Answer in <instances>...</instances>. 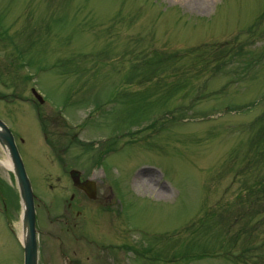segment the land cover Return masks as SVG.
Instances as JSON below:
<instances>
[{
    "label": "rangeland",
    "instance_id": "obj_1",
    "mask_svg": "<svg viewBox=\"0 0 264 264\" xmlns=\"http://www.w3.org/2000/svg\"><path fill=\"white\" fill-rule=\"evenodd\" d=\"M2 10L16 69L0 75L10 102H0V116L23 138L26 171L50 205L42 214L37 204L41 229H61L87 264H121L118 255L133 251L137 264H264V133L253 143L264 122V0H0ZM249 59L259 61L246 67ZM32 87L45 100L37 109ZM146 166L163 196L129 186ZM71 168L108 186L98 187L107 209L90 205L84 229V197L79 215L66 213L72 227L57 200L69 198ZM3 205L0 264H22L7 226L20 231L16 183L0 166ZM110 214L161 237L131 247L123 228L107 239Z\"/></svg>",
    "mask_w": 264,
    "mask_h": 264
},
{
    "label": "water",
    "instance_id": "obj_2",
    "mask_svg": "<svg viewBox=\"0 0 264 264\" xmlns=\"http://www.w3.org/2000/svg\"><path fill=\"white\" fill-rule=\"evenodd\" d=\"M0 143L11 160V170L16 176L22 201V225L24 232V264H37L34 211L29 180L18 154L13 138L6 126L0 121Z\"/></svg>",
    "mask_w": 264,
    "mask_h": 264
},
{
    "label": "bare ground",
    "instance_id": "obj_3",
    "mask_svg": "<svg viewBox=\"0 0 264 264\" xmlns=\"http://www.w3.org/2000/svg\"><path fill=\"white\" fill-rule=\"evenodd\" d=\"M149 175L151 176V178H148ZM153 175H154L153 171L146 172V173L141 172V173L138 174L137 178H134L133 183L136 185L137 188L141 187L147 192H150L152 194L155 193V196H157V197L158 196H163V195H161V193L164 192L162 190L164 188H162L161 186H159L157 188V185H158L159 181L157 179H154Z\"/></svg>",
    "mask_w": 264,
    "mask_h": 264
},
{
    "label": "flooded vegetation",
    "instance_id": "obj_4",
    "mask_svg": "<svg viewBox=\"0 0 264 264\" xmlns=\"http://www.w3.org/2000/svg\"><path fill=\"white\" fill-rule=\"evenodd\" d=\"M6 19V13H0V27H2L3 29H5L4 27V21ZM3 46H5V43H2Z\"/></svg>",
    "mask_w": 264,
    "mask_h": 264
}]
</instances>
